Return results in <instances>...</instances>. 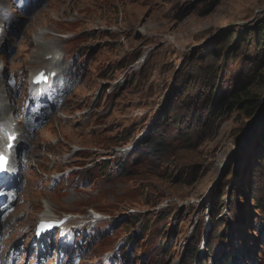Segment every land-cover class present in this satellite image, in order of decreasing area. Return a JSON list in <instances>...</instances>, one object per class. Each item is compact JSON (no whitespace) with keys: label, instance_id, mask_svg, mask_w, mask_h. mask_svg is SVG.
Wrapping results in <instances>:
<instances>
[{"label":"rangeland","instance_id":"1","mask_svg":"<svg viewBox=\"0 0 264 264\" xmlns=\"http://www.w3.org/2000/svg\"><path fill=\"white\" fill-rule=\"evenodd\" d=\"M263 22L264 0H0V121L14 107L1 126L15 122L29 145L0 254L15 264H190L183 253L192 231L209 235L211 203L231 192L216 215L226 229L215 226L213 253L200 243L198 259L215 264L233 248L231 264H264V208L260 217L252 199L264 196V85L255 90L262 104L253 116L235 111L222 120L183 109L171 93L187 60L206 58L218 43L236 47L249 35L254 58ZM238 56L220 74L216 102L234 89L246 58ZM41 69L55 70L60 89L36 105L25 78ZM166 107L176 121L159 136ZM25 117L43 122L32 133ZM129 144L135 148L121 154ZM244 172L246 180L236 178L246 201L230 208L231 185ZM93 209L105 220L84 245L51 241L42 250L33 242L41 215L90 219Z\"/></svg>","mask_w":264,"mask_h":264},{"label":"trees","instance_id":"2","mask_svg":"<svg viewBox=\"0 0 264 264\" xmlns=\"http://www.w3.org/2000/svg\"><path fill=\"white\" fill-rule=\"evenodd\" d=\"M259 28L264 29V22L259 24ZM259 28L257 30H259ZM252 31V30H251ZM250 34V33H249ZM259 38L257 40V52L255 57L249 59L247 54L249 52L248 48L252 45L249 41V35H244L239 40L238 46L231 48V43H218L216 48L210 53L206 58L193 57L189 58L183 68L180 70L178 77L176 79L175 85L171 89V93H174L176 96L175 101L182 107L183 109H190L192 112L196 113L199 111L202 114L206 113L208 116L213 114L216 120H222L224 118L229 117L235 111L245 112L247 115L253 116L261 107L262 101L259 98L258 92H255L259 85H264V78L262 74V69L264 68V30L259 31ZM233 40H230V42ZM227 42V41H226ZM229 45V47L227 46ZM228 48V49H227ZM229 48L231 49L229 54L227 53ZM242 53L246 58L244 60V66L241 70L239 77L237 78L234 89L229 96L221 97L217 102V93L219 92L222 78H220V74H223L225 71L224 66L229 63V61L236 60ZM215 103L216 110L213 112L212 104ZM199 108V110H197ZM170 109H164L160 115L158 122L156 123V127L154 131L159 136H162L163 129L168 126L170 122H174V117L171 116ZM211 113V114H210ZM195 114L192 115L191 118H194ZM176 119V118H175ZM177 121L180 125L183 123V118L178 116ZM263 135V143H264V131ZM242 176V179L246 180L247 174L244 172L243 174L235 175V183H232L233 186V197L231 200V204H229L230 208H235L240 201H246V193H243L242 189L239 188V177ZM238 177V181L237 178ZM253 177H258L257 175H253ZM264 183V181H261ZM226 185V184H225ZM225 186H219L218 189L212 192V197L216 196L218 191L224 189ZM231 197V192L225 193L223 197L215 198L214 201L210 205V214L212 218V228L208 235L206 245L208 252L213 253V238L217 235L216 227L219 226L220 229H226V225H223L221 222H217L216 215L219 214V209L223 204L225 197ZM238 196V198H237ZM254 199V209L258 212L259 216H261L262 208H264V196L261 193ZM245 218H247L246 212H242ZM262 219V218H261ZM239 227L248 225L247 219L240 220L237 218ZM264 225V222H262ZM201 235L196 236L195 231L192 232V236L189 243H193V246L190 248L186 247L185 257H190L192 260L190 264H203L204 260L198 263L199 255V242L201 240ZM253 237V236H252ZM167 242L162 243L164 246ZM249 248L253 249V246H249ZM236 250L232 252H225L222 255V258H215V264H231L233 260L237 258V254H235ZM251 250L248 248L245 251L246 258L249 257V253Z\"/></svg>","mask_w":264,"mask_h":264},{"label":"snow or ice","instance_id":"3","mask_svg":"<svg viewBox=\"0 0 264 264\" xmlns=\"http://www.w3.org/2000/svg\"><path fill=\"white\" fill-rule=\"evenodd\" d=\"M39 79H44L43 75L41 74V76L39 77ZM4 157L3 156H0V171L3 170V167H4Z\"/></svg>","mask_w":264,"mask_h":264},{"label":"bare ground","instance_id":"4","mask_svg":"<svg viewBox=\"0 0 264 264\" xmlns=\"http://www.w3.org/2000/svg\"><path fill=\"white\" fill-rule=\"evenodd\" d=\"M54 61V60H53ZM52 64V63H51Z\"/></svg>","mask_w":264,"mask_h":264}]
</instances>
